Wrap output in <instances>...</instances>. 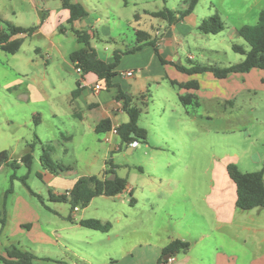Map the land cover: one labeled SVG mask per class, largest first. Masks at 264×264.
<instances>
[{
  "label": "rangeland",
  "instance_id": "rangeland-1",
  "mask_svg": "<svg viewBox=\"0 0 264 264\" xmlns=\"http://www.w3.org/2000/svg\"><path fill=\"white\" fill-rule=\"evenodd\" d=\"M17 1H3L2 7L8 9L10 5H20ZM188 1L159 0L156 7L150 4L148 8L180 11ZM263 9L264 0H199L194 10L198 22L218 15L223 31L217 35L200 36L195 31L194 36L183 41V51L193 55L194 61L200 64L219 67L237 64L243 57L235 54L231 46L250 48L235 32L243 26L256 24ZM141 20L138 28L148 33H152L151 23H161L144 16ZM113 36L116 44L103 45L124 51L125 46L131 48L136 43L133 28L126 30L122 38L116 34ZM74 43V36L70 35L67 45L71 48ZM40 44L37 40H28L16 57L0 52V135L5 132L15 134L24 142L35 143L30 170L22 167L15 171L17 178L27 176V187L19 179L11 183L13 171L10 168L0 170V210L5 192L11 189L5 201L7 223L4 229L0 226L1 257L6 258L5 250L15 246L33 254L38 264H136V258L132 260L127 256L128 249L161 246L167 239V231L172 229L169 216L174 219L184 212L180 207L186 198L175 191V182L184 183L183 190L191 191L187 198L195 200L207 191L212 172L224 171L226 174L225 167L230 163L237 165L242 173H253L263 167L264 84L261 80H264V70L257 69L244 76V87L241 75L240 89H235L236 85L230 82L213 79L214 84H218L214 87L217 88L215 93L226 102L219 106V102L214 101L216 103L210 106L186 107L187 115L184 110L165 113L156 105H151L145 112L139 100L136 101L142 108L138 125L147 131V144L137 143L131 153L123 147L109 153L110 145L102 141V135L75 130L74 139H68L67 132L74 130L69 122L74 117L64 102L65 92L58 90V81L65 75H57L52 69L46 71V56L43 53L36 56L33 52ZM197 47H207L205 50L217 53L200 52ZM30 56L39 61L37 68L26 64ZM185 56L182 64L186 66ZM52 61L55 69L60 71L61 60L52 57ZM120 62L118 70H123L122 65L126 62ZM17 78H21V86L10 90L5 88ZM70 78L78 77L73 73ZM27 84H32L44 95L43 103L35 105L18 97L20 93L24 94ZM165 87L173 93L170 86L166 84ZM208 89L203 87L199 99ZM48 102L57 104L58 120L49 113ZM83 114L87 115V111L83 110ZM34 115L39 116V123L34 120ZM24 142L20 152L27 151ZM111 143L115 148L119 147L116 137ZM48 145L53 146V150L46 151L51 161L70 168V177L100 176L105 162L112 160L117 165L116 176L132 183L138 206L129 205L128 195L124 198L96 197L87 208L79 209L73 216L77 222L86 219L108 222L112 225L111 230L101 233L72 226L70 205L51 201L50 189L42 178L44 171L40 156ZM195 201L199 202V198ZM187 217L192 218V215L187 213ZM0 264L5 263L0 260Z\"/></svg>",
  "mask_w": 264,
  "mask_h": 264
},
{
  "label": "crops",
  "instance_id": "crops-1",
  "mask_svg": "<svg viewBox=\"0 0 264 264\" xmlns=\"http://www.w3.org/2000/svg\"><path fill=\"white\" fill-rule=\"evenodd\" d=\"M3 1L12 3L14 0H0L1 19L21 28H34L30 34L17 35L11 40H23L21 48L28 40L39 41L41 43L40 46H36L33 52L36 56L42 53L46 56L44 61L46 71L52 69L57 75H65L58 81V90L65 92L64 102L68 110L72 111V117H74L69 122L74 129L67 132L69 140L74 139L77 135L75 130L96 134L95 127L101 120L110 121L111 130L120 124L126 123L128 117L122 111L121 102L116 100L119 90L130 96L133 104L136 105V101L143 97L142 101L139 100V102L144 103L143 109L145 112L151 105H156L162 108L165 113L167 111L180 113L184 110L187 115L186 107H183L178 100L179 95L186 93L197 96L199 100L198 107L202 105L210 106V104L216 103L214 101L219 102L217 103L218 106L226 102L220 95L215 93L214 89L217 88L214 87H217L218 84H214L213 79L216 78L212 74L187 75L170 65L172 63L188 68L191 64L196 63L193 55L183 51V41L190 36H194L195 31L199 33V36L205 35L198 31V27L204 19L198 22L199 20L194 13L195 9L181 21L169 25L165 21L151 16V13L158 12L160 9L151 10L148 6L154 4L153 7H156L157 4L155 3L159 2V0H69L71 4L80 5L87 13L85 18L69 24V11L62 7L61 0H19L20 5H10L8 9L2 7ZM15 1L18 3L17 0ZM185 7L186 3L181 10ZM142 15L151 20H158L161 23H151L152 21L150 20L152 33L140 30L138 27H141ZM129 28L134 29V34L137 31L146 33L149 36L148 40L154 41L159 56L167 64H162L159 61L154 48L151 46H143L134 53H126L135 47L136 43L131 48H126L125 46L124 51L107 45L108 43L116 44L113 35L116 34L117 37L122 38L125 31ZM75 31L86 33L90 37V50H93L97 58L105 63L113 62L114 53H123L121 60H125L126 63L122 65L123 70H118L121 63L119 62L115 69L117 75L111 80L110 87H107L103 80H99L92 73L77 74L75 72V67L70 61V54L82 48L77 43ZM70 35L74 36L76 42L71 48L67 45L70 42ZM200 38L202 37H194V39ZM103 43L107 44L103 45ZM121 43L124 46L123 40H121ZM197 49L203 52L217 53L214 50H205L207 47L204 49L197 47ZM85 50L89 51L88 48H85ZM19 51L12 56H18ZM0 52L4 51L0 49ZM185 54L186 66L182 64ZM52 57H58L61 60V64L58 65L60 71L55 69ZM27 60L26 64L30 67H38L39 61L33 56H30ZM242 60H239L238 63ZM254 70L257 69H252L249 73L244 74H231L220 81L230 82L236 85L235 89H240V76L242 75V87H244V76ZM128 71H133L132 77L122 75V73ZM73 73L77 74V79L70 78ZM17 74L21 77L20 73ZM203 78L205 79L204 81ZM21 81V78H17L5 88H8V90L11 88L15 89L22 85ZM193 81L198 84V90L184 91L179 89L177 85L170 84V82L185 84ZM262 81L261 84L263 85ZM205 82L209 83L205 85ZM98 84L101 86V90L96 92L93 88ZM166 84L173 89V93L166 89ZM203 87L209 88V91H205L203 93L205 96L199 99ZM76 89H78V94L73 97L72 92ZM18 97L35 105L43 103L44 99H46L32 84H27L24 94L20 93ZM216 98L221 99V101L216 100ZM52 103H46L48 111L53 118L58 120V106ZM83 110L87 111V115L83 114ZM34 118L36 123L40 122L38 115H34ZM110 131L101 135L103 136L102 141L110 145L108 152L112 153L119 150V147L115 148L112 145V138L116 137L118 139V137L112 136ZM0 136H3L0 152L6 151L10 162H15L19 167L17 170H20L23 167L20 159L29 151L27 148V151L20 152L24 140L16 138L15 134L6 132ZM35 138L36 141H40L37 136ZM106 138L109 139V142L104 141ZM24 143H26V147L27 145H33L31 152L34 159L35 143L33 141L27 142V140ZM126 150L131 153L134 148L129 146ZM17 155L19 156L15 159ZM89 164L91 165V163ZM113 165L115 164L113 163ZM4 168L9 167L1 166L0 170ZM103 169L105 170L106 166ZM43 171V176L40 175V177L42 176L46 181L50 194L55 196L69 191L80 178L70 177L68 172L54 175L46 170ZM226 175L227 173L225 174L224 171L216 174L212 172V180L208 184L207 191L200 197H195V200L199 198V202L187 198L191 191L183 190L185 187L182 184L184 183L175 182V191H178L182 198L186 199L181 201L182 205L180 208L184 211L183 214L177 215L174 219L169 216L172 229L167 231V239L161 246L131 247L127 251V256L132 260L136 258V264H168L163 258V262L159 263L162 250L172 240L177 239L188 242L190 247L186 253L176 254L173 264H264V208H256L250 211L237 210L235 206V186ZM171 192L170 190L169 193ZM127 195L129 205L131 207L138 206V198L134 196L135 189L132 183L127 182L126 189L114 198H124ZM130 199L132 203H130ZM76 212H72L70 217L72 226H79L73 216ZM187 213L192 215V218H188Z\"/></svg>",
  "mask_w": 264,
  "mask_h": 264
},
{
  "label": "trees",
  "instance_id": "trees-1",
  "mask_svg": "<svg viewBox=\"0 0 264 264\" xmlns=\"http://www.w3.org/2000/svg\"><path fill=\"white\" fill-rule=\"evenodd\" d=\"M199 0H189L186 7L180 11H172L164 8L158 12L151 13L152 17L161 19L167 24H175L193 12ZM62 7L69 11L68 23L72 24L75 21L86 17V11L80 6L71 4L69 0H61ZM34 28H21L15 26L9 21L0 18V49L10 55L16 54L22 44L23 40H11L14 36L21 34H30ZM198 31L205 35H217L223 31V23L218 15H211L203 20L198 27ZM77 43L82 46L70 54V61L75 69H80L81 74L92 73L97 76L99 80H103L107 87L111 86V80L117 75L115 69L117 68L123 53H114L113 62L105 63L97 58L96 53L90 50V37L86 33L75 31ZM238 37L242 38L249 46V50H245L242 46L232 45L231 50L238 55L243 56V60L234 65L226 67H219L215 65H205L193 63L190 67H181L170 63L179 72L187 75H200L210 73L216 79H225L231 74L249 73L252 69L264 70V9L258 14L256 24L252 26H243L236 31ZM136 46L126 53H134L140 50L143 46H151L162 64H167L158 54V49L154 41H149V36L141 31L135 33ZM88 48L89 51L85 50ZM264 84V80L262 81ZM171 85H177L179 89L184 91L198 90L199 86L196 82H189L185 84H177L170 82ZM78 94V89L72 92L75 97ZM143 97L139 100L142 101ZM116 100L121 102L122 111L127 115L128 121L116 127L117 137L119 140V150L128 148L132 143L147 144V131L138 125L139 116L142 108L133 104L132 98L119 90ZM178 100L183 107H198L199 100L193 94H183L178 96ZM140 101V102H141ZM142 106L144 103H142ZM111 130V123L108 120H101L95 127V133L98 135L104 134ZM29 151L23 155L20 162L27 171L32 166L33 156L31 150L33 145H27ZM43 149V148H42ZM53 150L51 145L47 146V150L43 149L40 156V164L43 170L51 174L57 175V172H68L71 169L68 167H61L57 163L51 161L50 155L46 151ZM9 167L13 173L10 176L11 183L19 179L24 186L27 176L17 178L15 171L19 168L15 162H10L6 151L0 152V167ZM106 169L100 176L80 177L74 186L64 194L55 196L50 194L49 199L54 203H68L72 212L75 209H85L90 202L100 196L113 198L121 194L127 187V180L119 178L115 174L117 166L113 165L112 161L105 162ZM226 173L230 181L235 186L236 200L235 206L240 211H250L256 208H264V165L263 167L253 173H242L238 166L230 163L226 166ZM40 178V176H39ZM27 187V186H26ZM11 193V189L4 194V204L0 210V226L4 229L7 223L5 213V201L7 196ZM33 194V193H32ZM130 203L132 200L130 199ZM71 220V218H70ZM72 221V220H71ZM77 224L85 229L108 233L111 229V224L108 222H101L97 219L80 220ZM190 244L180 240H172L166 247L163 248L159 263H162V258L166 255L175 256L179 253H186L189 250ZM5 257L0 256V260L5 264H38L35 263L37 258L27 252L18 249L15 246H10L5 250ZM166 262V261H165Z\"/></svg>",
  "mask_w": 264,
  "mask_h": 264
},
{
  "label": "built area",
  "instance_id": "built-area-1",
  "mask_svg": "<svg viewBox=\"0 0 264 264\" xmlns=\"http://www.w3.org/2000/svg\"><path fill=\"white\" fill-rule=\"evenodd\" d=\"M75 72H76L77 74H81V70L78 69V68L75 69ZM133 74H134L133 71H128V72L122 73V75H123V76H126V77H132ZM93 89H94L96 92H97V91H100V90H101V86H100L99 84H98V85H95ZM110 134H111L112 136H117L116 128L112 129V130L110 131ZM104 141H105V142H109V139L106 138ZM130 146L134 148V147L137 146V143H132ZM76 211H77V209L74 210V212H76ZM166 262H167L168 264H173V263L175 262V257H174V256H170V257L166 260Z\"/></svg>",
  "mask_w": 264,
  "mask_h": 264
},
{
  "label": "water",
  "instance_id": "water-1",
  "mask_svg": "<svg viewBox=\"0 0 264 264\" xmlns=\"http://www.w3.org/2000/svg\"><path fill=\"white\" fill-rule=\"evenodd\" d=\"M169 257H170V255H166L163 257V260L166 261Z\"/></svg>",
  "mask_w": 264,
  "mask_h": 264
}]
</instances>
